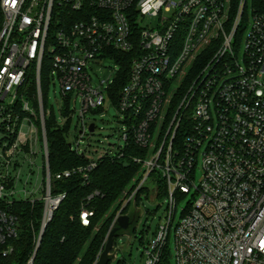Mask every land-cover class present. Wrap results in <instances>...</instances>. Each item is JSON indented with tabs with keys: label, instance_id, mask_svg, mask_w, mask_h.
I'll list each match as a JSON object with an SVG mask.
<instances>
[{
	"label": "built area",
	"instance_id": "1",
	"mask_svg": "<svg viewBox=\"0 0 264 264\" xmlns=\"http://www.w3.org/2000/svg\"><path fill=\"white\" fill-rule=\"evenodd\" d=\"M248 1L237 0L232 10L230 0H0V258L14 252L16 203H43L31 264L43 227L64 198L50 193L45 61L48 80L59 85L61 110L66 99L80 103L75 132L67 135L71 151L85 157L83 140L94 125L87 114L105 105L117 109L122 144L103 157L122 158L132 143L145 151L131 158L142 174L123 208L139 188L155 192L154 172L165 180V223L144 249L145 264L161 263L171 230L174 264H264V0H250L251 21ZM204 54L174 104L179 86L167 99L171 83ZM126 57L129 75L116 91ZM103 60L115 64L114 73L95 83L89 72ZM33 76L36 90L29 95ZM61 114L64 124L68 117ZM160 117L163 130L152 144ZM96 163L55 178L76 172L86 178ZM29 180L30 192L19 188ZM21 192L23 201L16 199ZM180 194L190 199L173 226ZM91 215L82 211L81 224Z\"/></svg>",
	"mask_w": 264,
	"mask_h": 264
},
{
	"label": "trees",
	"instance_id": "2",
	"mask_svg": "<svg viewBox=\"0 0 264 264\" xmlns=\"http://www.w3.org/2000/svg\"><path fill=\"white\" fill-rule=\"evenodd\" d=\"M231 1V9L234 10L236 1ZM2 15L0 13V28ZM121 58L117 52L112 53ZM207 55L204 54L190 68L183 78L172 102L176 104L185 88L190 83L194 74L204 63ZM126 59V60H125ZM124 59L120 70V77L115 84L118 91L127 81L129 75V59ZM42 63L41 68V94L43 109L49 110L47 102L48 73ZM28 94L35 93V78L30 77L27 82ZM63 116L68 120L59 124L52 108L49 116L45 118V129L48 142L49 171L52 176L50 193L52 196L64 195L56 210L53 212L50 222L47 224L32 264H94L106 242V237L111 229L112 222L117 213L123 208V204L136 190L141 180L142 168L132 161L134 156H143L145 151L133 145L125 150L122 158L102 157L97 160L96 166L86 172V178L81 173L71 174L67 178L56 179L55 175L64 171L77 170L87 166L89 160L71 151L68 146V130L71 123V103L69 99L64 101ZM96 112V111H95ZM180 136V134H178ZM155 184V198L165 197L167 194L165 180L159 173L153 174ZM148 187H141L134 196L136 206L142 197L148 198ZM181 198L185 195L180 194ZM130 202L122 210L126 215ZM15 210L18 216V235L14 240V252L10 258H0V264H26L35 248V241L39 233L43 203L38 201L34 205L29 203H16ZM82 211L92 213L88 218V225L81 224ZM130 222H132V216ZM126 231L133 232L131 223L127 230H119L115 239ZM109 264V263H108ZM116 264H122L117 261ZM160 264H169L167 252H164Z\"/></svg>",
	"mask_w": 264,
	"mask_h": 264
},
{
	"label": "rangeland",
	"instance_id": "3",
	"mask_svg": "<svg viewBox=\"0 0 264 264\" xmlns=\"http://www.w3.org/2000/svg\"><path fill=\"white\" fill-rule=\"evenodd\" d=\"M246 15L248 17V20L251 21L252 17L250 13V0L248 1V9ZM245 28L246 29L241 37L240 47L238 49L239 59L243 55L244 40L249 27L246 25ZM209 49H207L206 52L210 51ZM114 70L115 64L112 61L103 60L101 61L100 65L95 66L93 71H90L89 73L92 77V80L97 83L100 80L109 77L110 74L114 73ZM187 71L188 68L186 67L185 72L183 74L181 73L180 75H178L174 82L171 83L172 85L167 91V99L171 98L172 93L175 91V89L178 88ZM47 82V102L49 104V108H52L59 124L62 125L63 120L60 117V111L63 99L60 94L59 85L56 82H52L51 79ZM71 106H74L76 108V110L73 111L74 115L72 117L68 130V133L73 136L75 132L77 114L80 103L79 101H76L75 103L71 102ZM160 116H163V112ZM87 119L89 120V122L94 123L96 129L93 133H88L89 135H87L83 140L82 146L83 149H85V158L89 161H97L102 158L106 154V152H114V149H112L111 147L112 145L118 146L122 144V142L118 138L120 134L119 129H121L122 124L119 123V116L116 107L112 105H105L104 109L101 112L88 113ZM162 126L163 120L160 117L151 130L152 144L158 143L163 130ZM70 140L71 139L69 138L68 141ZM200 177L201 171L198 168L195 172L194 182L198 183ZM24 179H26V176H24ZM32 180H29L28 184H21L19 188H24L27 192H30L35 187L33 185L34 181L33 184H31ZM39 184L40 181H38L37 183V188ZM148 193L149 197H142V200L137 206L134 201L131 202L129 211L126 215L132 216L131 226H133V232L126 231L120 234L115 239V245L114 247L112 245V248L109 252V264H116L117 261H121L122 264H145V257L143 255L144 249L146 248L149 241L154 237L158 225H162L165 223L167 205L166 197H160L158 199L155 198V192H151V188L148 189ZM25 197H27L26 194H23V192H21L17 194L16 199L23 201ZM189 199V195L185 196L184 198L178 197L173 226H175L180 221V210L185 207ZM168 238L169 239L165 251L167 252V259L169 264H174L175 253L174 237L172 230L170 231ZM99 255L100 253L97 256V259Z\"/></svg>",
	"mask_w": 264,
	"mask_h": 264
},
{
	"label": "water",
	"instance_id": "4",
	"mask_svg": "<svg viewBox=\"0 0 264 264\" xmlns=\"http://www.w3.org/2000/svg\"><path fill=\"white\" fill-rule=\"evenodd\" d=\"M89 133H93L94 132V125L91 124L89 126V129H88ZM130 217L128 215H121L120 217H118V219L116 220L115 224H113L111 226V229L110 231L108 232L107 234V237H106V242L103 246V249L97 259V261L95 262V264H108L110 261L109 259V252L112 248V245H113V238L115 237L116 233L119 231V230H127V228L129 227L130 225ZM47 226V224L43 227V230L40 234V237H39V242H40V239L42 237V234H43V231L45 229V227ZM36 253V251H35ZM35 256V254H34ZM34 256L32 258V261H31V264L34 260Z\"/></svg>",
	"mask_w": 264,
	"mask_h": 264
}]
</instances>
